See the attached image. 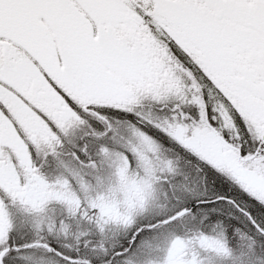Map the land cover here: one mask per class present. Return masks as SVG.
I'll return each instance as SVG.
<instances>
[{"label":"snow or ice","instance_id":"6c2138e0","mask_svg":"<svg viewBox=\"0 0 264 264\" xmlns=\"http://www.w3.org/2000/svg\"><path fill=\"white\" fill-rule=\"evenodd\" d=\"M0 264H264V0H0Z\"/></svg>","mask_w":264,"mask_h":264}]
</instances>
